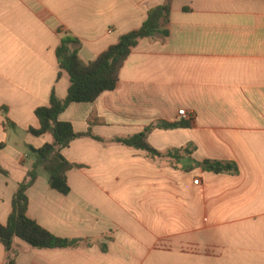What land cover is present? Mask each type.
<instances>
[{"label":"crops","instance_id":"0c3cea01","mask_svg":"<svg viewBox=\"0 0 264 264\" xmlns=\"http://www.w3.org/2000/svg\"><path fill=\"white\" fill-rule=\"evenodd\" d=\"M166 2L0 0V225L34 164L28 147L53 142L30 130L53 92L68 95L62 40H77L80 59L93 62ZM168 29L132 50L114 91L61 115L104 140L63 151L75 166L69 195L45 174L27 193L31 220L83 244L38 250L15 239L12 254L0 244V264H264V0H174ZM163 123L175 127L152 130L148 142L180 151L178 160L113 143ZM205 161L238 173H210Z\"/></svg>","mask_w":264,"mask_h":264},{"label":"trees","instance_id":"16d2710c","mask_svg":"<svg viewBox=\"0 0 264 264\" xmlns=\"http://www.w3.org/2000/svg\"><path fill=\"white\" fill-rule=\"evenodd\" d=\"M174 0H167L166 4L152 9L146 22L137 30L124 35L117 45L110 47L95 61L83 62L79 57V42L66 37L62 40L57 50L59 67L70 77V87L65 99L57 97L55 92L51 95L48 107L38 108L35 112L40 128L31 129L33 136L40 137L50 134L53 137L51 144H46L40 149L28 147L34 157V164L28 170L26 178L19 185L12 203V213L6 225H0V244L7 253L12 254L15 239H20L38 250L75 249L83 244V240L64 239L54 236L31 220L27 213L29 207L28 191L35 185L41 174L48 177L51 189L67 196L71 192L68 183V173L75 168L63 156V151L71 143L80 138H92L104 143V140L94 136L91 132L86 134L76 133L72 124L62 122L61 115L72 104H92L105 92L115 90L120 72L130 56L142 40L164 39L169 36L171 9ZM6 112V110H4ZM11 128L15 126L7 120ZM171 124H158L145 132L129 138L114 140L113 143L143 151L149 159L159 158L180 159V151L163 154L155 150L148 142V134L155 129L168 130L174 128ZM5 145L0 144V150ZM191 154V152H189ZM206 171L214 174L238 173V167L233 163L218 161H205L198 164ZM0 173L7 175L0 167ZM10 264H13L10 259Z\"/></svg>","mask_w":264,"mask_h":264},{"label":"built area","instance_id":"2783aa9c","mask_svg":"<svg viewBox=\"0 0 264 264\" xmlns=\"http://www.w3.org/2000/svg\"><path fill=\"white\" fill-rule=\"evenodd\" d=\"M179 116L184 118V119H190V117H191V115L188 112H186L185 110H181L179 112ZM195 183L198 184L199 182L196 181Z\"/></svg>","mask_w":264,"mask_h":264}]
</instances>
